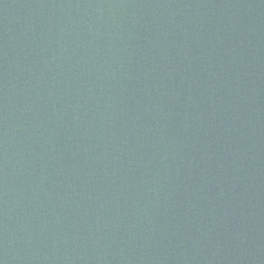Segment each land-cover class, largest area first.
Masks as SVG:
<instances>
[{
  "label": "water",
  "instance_id": "1",
  "mask_svg": "<svg viewBox=\"0 0 264 264\" xmlns=\"http://www.w3.org/2000/svg\"><path fill=\"white\" fill-rule=\"evenodd\" d=\"M0 264H264V0H0Z\"/></svg>",
  "mask_w": 264,
  "mask_h": 264
}]
</instances>
